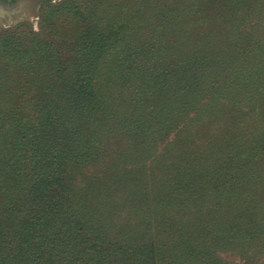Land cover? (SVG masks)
<instances>
[{"label":"trees","instance_id":"trees-1","mask_svg":"<svg viewBox=\"0 0 264 264\" xmlns=\"http://www.w3.org/2000/svg\"><path fill=\"white\" fill-rule=\"evenodd\" d=\"M83 4L0 39V264H264V0Z\"/></svg>","mask_w":264,"mask_h":264},{"label":"rangeland","instance_id":"rangeland-1","mask_svg":"<svg viewBox=\"0 0 264 264\" xmlns=\"http://www.w3.org/2000/svg\"><path fill=\"white\" fill-rule=\"evenodd\" d=\"M66 0H39L37 5L33 6L31 0H21L14 9H0V39H9L15 33L20 36L28 35L30 32L42 33L44 37H56V42L62 41L71 43L77 37L75 8L70 11L66 6H61ZM91 0H83L88 4ZM113 4H123L126 0H100L102 9L108 2ZM135 4L136 0H130ZM83 4V5H84ZM90 6V4H88ZM5 7V6H4ZM10 7V6H8ZM6 8V7H5ZM104 18L118 17L119 11H105ZM140 213H142L141 210ZM137 211L132 208L121 209L113 216L114 222L118 225L128 223V221H137L133 214ZM133 213V214H132ZM228 259H233L230 255H224Z\"/></svg>","mask_w":264,"mask_h":264},{"label":"flooded vegetation","instance_id":"flooded-vegetation-1","mask_svg":"<svg viewBox=\"0 0 264 264\" xmlns=\"http://www.w3.org/2000/svg\"><path fill=\"white\" fill-rule=\"evenodd\" d=\"M21 0H0V5L5 6L7 8V6H10L8 8H16L19 4ZM33 1V6H35V4L37 5L36 2H38L39 0H31Z\"/></svg>","mask_w":264,"mask_h":264},{"label":"water","instance_id":"water-1","mask_svg":"<svg viewBox=\"0 0 264 264\" xmlns=\"http://www.w3.org/2000/svg\"><path fill=\"white\" fill-rule=\"evenodd\" d=\"M0 9H1V10H3V9L5 10V9H6V10H9V11H10L12 8H8V6H7V8H5L4 6L0 5ZM6 10H5V11H6Z\"/></svg>","mask_w":264,"mask_h":264}]
</instances>
